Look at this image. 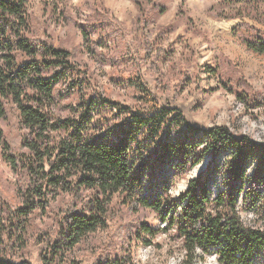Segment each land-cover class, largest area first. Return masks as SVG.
<instances>
[{"label": "trees", "instance_id": "16d2710c", "mask_svg": "<svg viewBox=\"0 0 264 264\" xmlns=\"http://www.w3.org/2000/svg\"><path fill=\"white\" fill-rule=\"evenodd\" d=\"M27 5L0 0V121L10 130L1 157L17 177L11 194L0 185V264H74L69 257L82 240L108 228L116 195L132 217L124 227L130 241L173 231L189 259L201 252L220 264H264V230L241 216L264 222V144L227 127L191 125L179 110L144 97L137 74L126 82L144 109L101 94L87 98L89 81L80 80L68 52L33 34ZM245 43L264 54V40ZM234 82L227 76L220 83L234 90ZM208 157L207 170L173 197L175 179ZM219 173L223 187L215 191ZM61 196L71 200L55 211ZM143 210L154 211L165 227L138 222ZM38 213L58 214L59 229L33 240L29 218ZM32 241L42 247L35 261ZM115 260L101 255L95 264H131Z\"/></svg>", "mask_w": 264, "mask_h": 264}, {"label": "rangeland", "instance_id": "374dc122", "mask_svg": "<svg viewBox=\"0 0 264 264\" xmlns=\"http://www.w3.org/2000/svg\"><path fill=\"white\" fill-rule=\"evenodd\" d=\"M136 2L28 0L27 14L33 34L68 52L80 80L89 81L84 93L87 98L101 94L133 110L144 109L142 106L147 105L139 104L136 91L126 82L137 74L144 97L155 98L154 103L160 107L179 110L191 125L202 129L227 127L237 136H249L264 144V54L249 50L245 43L264 40V3ZM160 10L162 13L158 14ZM143 14L145 19H139ZM143 22L151 43L148 34L141 30ZM227 76L234 78L235 85L230 86L234 90L220 83ZM9 134L8 126L0 121V185L11 194L17 189V177L1 157V142ZM210 161L208 157L176 178L170 194L177 197L184 192L191 180L207 170ZM224 176L214 175L211 186L215 191L218 186L223 187ZM2 196L7 197L5 192ZM67 200L71 196L58 198L54 210L67 208ZM121 201V196L113 198L108 228L82 240L70 254V262L95 264L104 255L115 262L116 258H125L131 264H220L215 254L198 252L196 258H187L173 231L146 237L144 242L130 241L124 227L132 217ZM52 216L38 213L29 218L33 240L41 234L43 238L46 231L59 229L54 220L58 214ZM241 216L245 224L264 230V222L257 223L253 214ZM136 220L153 230L165 227L152 210H143ZM30 245L35 261L42 247L34 246L33 241Z\"/></svg>", "mask_w": 264, "mask_h": 264}]
</instances>
